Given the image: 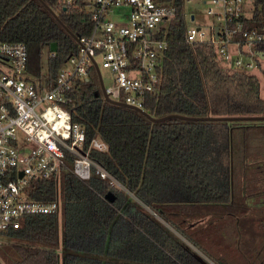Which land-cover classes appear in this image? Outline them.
Wrapping results in <instances>:
<instances>
[{
	"label": "trees",
	"instance_id": "trees-1",
	"mask_svg": "<svg viewBox=\"0 0 264 264\" xmlns=\"http://www.w3.org/2000/svg\"><path fill=\"white\" fill-rule=\"evenodd\" d=\"M156 1L172 2L176 14L159 34L168 47L148 106L152 117L173 116L152 121L106 100L97 72L88 80H75L68 94L72 120L85 128L88 138L98 135L107 143L106 151L92 150L91 158L128 192L94 172L87 180L66 176L60 190L54 179L32 180L30 197H59L60 212L28 214L18 228L4 232L9 241L1 245V264H264V240L253 237L255 226L239 224L242 219L237 223L264 178L253 176L250 165L240 170L246 166L239 156L246 137L235 136L246 120L187 118L264 116L259 78L222 66L212 44L185 41L184 0ZM251 9L249 25L264 27V0H251ZM91 29V14L80 0L66 7L62 0H0V41L26 44L28 75L35 80L54 78L78 50L73 35ZM52 42L57 43L53 55ZM239 189L241 200L236 201L233 192ZM108 191L115 194L112 202L105 199ZM208 216L214 227L230 221L232 244L245 245L247 253L236 247L239 253L213 249L204 231L186 232L183 219ZM241 233L252 241H240Z\"/></svg>",
	"mask_w": 264,
	"mask_h": 264
},
{
	"label": "built area",
	"instance_id": "built-area-1",
	"mask_svg": "<svg viewBox=\"0 0 264 264\" xmlns=\"http://www.w3.org/2000/svg\"><path fill=\"white\" fill-rule=\"evenodd\" d=\"M74 1L62 0V5ZM80 1L91 14L92 29L77 36V52L66 59L54 78L29 77L26 44L0 41V233L18 228L28 214L60 212L59 197H30L27 186L35 179H54L59 186L68 175L87 180L94 172L128 192L91 158L92 150L103 152L108 145L98 135L88 138L85 128L72 120L68 94L75 80H88L98 68L103 96L152 116L148 97L158 90L168 47L159 34L176 9L170 1ZM202 2L184 0V6L204 4L206 14L217 23L190 26L187 19H194V14L189 17L185 10V41L212 44L218 62L229 69L263 72L264 27L249 25L251 0ZM100 66L108 69V75H102Z\"/></svg>",
	"mask_w": 264,
	"mask_h": 264
},
{
	"label": "rangeland",
	"instance_id": "rangeland-1",
	"mask_svg": "<svg viewBox=\"0 0 264 264\" xmlns=\"http://www.w3.org/2000/svg\"><path fill=\"white\" fill-rule=\"evenodd\" d=\"M202 2V0H200ZM203 3V2H202ZM186 12L188 13L189 17L190 14H194V19H187V22L190 26L192 25H208L212 22L217 23L216 20L211 17L210 15L206 14V9H205V5L202 4V7L199 8H193L191 6V4H185L184 6ZM111 18L113 19H117L116 16H112ZM42 66L43 69L46 68V56L44 55L42 57ZM264 68V64L262 65ZM100 71L102 73V75H108L109 71L107 68L101 67L100 66ZM254 74L257 75V77L259 78L260 81V87H261V94L264 95V72H261L259 70H254L253 71ZM243 124L240 125V127L243 128V130H238L237 134L235 136V138H237V140L242 139L243 135L244 138L246 137V143L243 144L244 145L247 144V149L250 150V152L252 151L255 154H258L260 152L264 153V123L262 122H257V121H251V120H246L244 122H242ZM244 126H247L246 129H244ZM240 131V133H239ZM263 163H260L262 165H264V161H262ZM246 164H248V162L245 161ZM263 175V172H261V176ZM264 177V176H263ZM261 182V189L259 188L258 192L251 195L253 198V201L259 197V195L262 196V194L264 193V178H262L261 180H259ZM239 187V186H238ZM58 189H61V184L58 186ZM234 196H235V200L236 201H240L241 200V193H240V189L239 190H235L234 192ZM133 196V195H131ZM247 203V207H248V211L245 213L243 218H238L237 223L239 222V219H242V221L239 224H253L255 227V232L253 233L255 236H253L254 238H257V240H264V226L260 227L262 224V222H260L261 218H264V209H262L264 207V204H259L256 202H252V201H246ZM262 206L261 208L259 206ZM242 217V216H239ZM264 221V220H263ZM182 223L184 225V227L187 229L186 232L187 233H197V232H201L205 233V237H206V242L207 244L211 247V248H216L221 249V248H225L227 249L228 253H247V248L245 247V245H239L238 242H234L235 246H233L234 244H232L231 242V235H230V231L233 230L232 226H231V222L228 221L226 223L223 224L222 227H220V224H217V226L214 227V220L213 218H211V216L209 217H205L203 219H200L198 221H192V220H182ZM264 224V223H263ZM245 226V225H244ZM221 228V235H220V229ZM176 235H178L185 243H187V245H189L195 252L200 253L201 252L199 250H197L194 246H192L190 244V242H188L187 240H185L183 237H181L174 229H172L171 227H169ZM247 228V227H245ZM240 241H245V243H250L252 241V237L250 236V238H246L244 239L243 234L241 233V237H239ZM9 241V238L6 237L5 234L0 233V249L3 248L2 243H7ZM257 243V242H256ZM235 247L239 250V252H236ZM208 260V259H206ZM208 262H210L208 260ZM213 264V263H212Z\"/></svg>",
	"mask_w": 264,
	"mask_h": 264
},
{
	"label": "water",
	"instance_id": "water-1",
	"mask_svg": "<svg viewBox=\"0 0 264 264\" xmlns=\"http://www.w3.org/2000/svg\"><path fill=\"white\" fill-rule=\"evenodd\" d=\"M73 37L75 38V40H77L76 35H73ZM56 50H57V43L52 42L50 44V51L55 52ZM97 73H99L98 68H97ZM100 86H101V89L103 91V86H102L101 80H100ZM104 98L110 102H113L112 100H110L108 98V96L106 94H104ZM146 116L149 117L152 121H160V120H163V119L170 117V116H173V115H167V116H163V117H152L149 115H146ZM187 118H189L191 120H253V119L258 120V119H264V116H218V117L207 116V117H187ZM105 199L108 200L109 202H112L115 199V194L112 191H108L105 194Z\"/></svg>",
	"mask_w": 264,
	"mask_h": 264
},
{
	"label": "crops",
	"instance_id": "crops-1",
	"mask_svg": "<svg viewBox=\"0 0 264 264\" xmlns=\"http://www.w3.org/2000/svg\"><path fill=\"white\" fill-rule=\"evenodd\" d=\"M244 142L246 143V141H244ZM246 146H247V144L244 145V147H243V155H239V156L240 157L244 156V160L246 162H248V164H246V166L241 168L240 170L243 171L246 169L247 166L250 165L251 167H253V168H251L252 170H250V171L254 172L253 176L261 175V172H263L262 176H264V165L260 164V163H263L262 161H264V153L260 154V152H259L258 154H255L252 151L250 152V150H248ZM250 171H248V172H250ZM247 201L248 202L252 201V202L259 203V204H264V193L262 194V196H259L254 201H253V198L248 199ZM246 206H247V203H246ZM259 207L261 208L262 206L260 205ZM262 209H264V207Z\"/></svg>",
	"mask_w": 264,
	"mask_h": 264
}]
</instances>
